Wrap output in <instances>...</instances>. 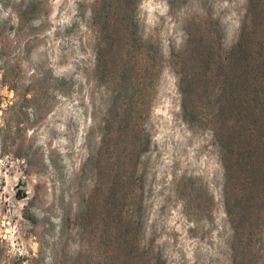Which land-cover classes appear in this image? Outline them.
<instances>
[{
  "label": "rangeland",
  "instance_id": "rangeland-1",
  "mask_svg": "<svg viewBox=\"0 0 264 264\" xmlns=\"http://www.w3.org/2000/svg\"><path fill=\"white\" fill-rule=\"evenodd\" d=\"M94 1L0 0L1 108L14 96L2 84L3 68L22 85L34 75L60 80L49 90V114L27 131L23 124L10 130L15 143L0 155V264H52L55 257L70 264L68 256L82 242L77 215L93 173L81 172V166L95 151L91 129L105 95L92 77L88 23ZM169 1L142 0L139 13L145 36L158 40L165 56L182 45L185 20L207 10L221 20L225 43L235 41L245 0L177 1L172 11ZM25 8L19 22L16 10ZM155 91L152 146L143 158L146 238L161 249L165 264H229L218 149L208 131L182 120L177 77L170 69ZM10 116L0 112V127ZM18 144L24 160L10 154Z\"/></svg>",
  "mask_w": 264,
  "mask_h": 264
},
{
  "label": "trees",
  "instance_id": "trees-1",
  "mask_svg": "<svg viewBox=\"0 0 264 264\" xmlns=\"http://www.w3.org/2000/svg\"><path fill=\"white\" fill-rule=\"evenodd\" d=\"M141 1L95 0L89 9L92 77L105 95L91 129L95 151L81 166V172L92 171L93 183L77 215L82 242L69 262L165 264L161 249L146 238L143 158L152 146L156 85L168 68L177 77L182 120L208 131L218 149L229 264H264V0H245L230 45L212 12L187 18L185 39L168 56L158 40L145 36ZM177 1L184 0H170L171 11ZM16 13L22 22L27 8ZM1 74L14 96L6 110L0 103V112H11L0 127V155L15 143L10 130L23 124L27 131L49 114V90L60 81L34 75L22 85L8 68ZM16 146L11 156L26 159L21 144ZM52 264H59L58 257Z\"/></svg>",
  "mask_w": 264,
  "mask_h": 264
}]
</instances>
